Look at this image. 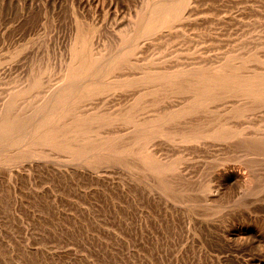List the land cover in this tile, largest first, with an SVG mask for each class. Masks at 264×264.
<instances>
[{
	"label": "rangeland",
	"instance_id": "obj_1",
	"mask_svg": "<svg viewBox=\"0 0 264 264\" xmlns=\"http://www.w3.org/2000/svg\"><path fill=\"white\" fill-rule=\"evenodd\" d=\"M6 1L0 0V104L39 101L65 77L73 65L70 54L82 42L99 66L110 58L115 67L108 84L78 98L68 114L95 120L91 127L111 153L73 158L57 147L38 146L35 156L18 153L0 160V264H263L264 158L252 165V188L241 193L221 187L219 204H213L207 188L215 189L218 173L237 165L230 150L213 138L204 143L177 138L186 125H219L227 105L234 104L188 114L185 124L177 118L165 122L164 135L148 149L153 162L162 168L166 163V171L151 170L134 151L139 137L134 124L153 115H177L182 95L177 81L148 94V68L186 74L229 67L235 60L245 63L243 73L263 70L264 0H190L162 36L136 43L126 24L139 21L140 0H88L85 8L71 0ZM25 2L35 3V10L21 16L22 5L29 9ZM74 11L83 16L76 18ZM77 25L86 31L78 38ZM128 43L126 59H120V48ZM242 113L229 112L227 124L264 131V104ZM132 144L133 153L112 154ZM227 228L246 237L226 241Z\"/></svg>",
	"mask_w": 264,
	"mask_h": 264
},
{
	"label": "bare ground",
	"instance_id": "obj_2",
	"mask_svg": "<svg viewBox=\"0 0 264 264\" xmlns=\"http://www.w3.org/2000/svg\"><path fill=\"white\" fill-rule=\"evenodd\" d=\"M9 1L10 0H8V2ZM28 1L30 2V0ZM36 1L38 0L34 2L36 3ZM53 2L54 1H52V3ZM71 2L76 3L78 6L81 5L82 8L89 5L88 0H71ZM5 3H7V1ZM140 3L141 15L139 21L134 25L129 22L126 24V29L133 35V43L138 42L141 38L151 42L162 36L177 23L178 19L182 18L184 8L190 3V0H140ZM23 6L24 5L21 6L19 10L20 13L18 14L21 16L31 15L32 6L29 7L27 5L29 9ZM52 7L56 6L53 4ZM50 10L52 11V8ZM4 11L2 12L5 13L6 11ZM92 11L94 13L97 9ZM73 15L77 18L83 16V12L74 11ZM83 30L82 26L77 25L75 27V37L77 36L78 38L85 35L86 31L83 32ZM131 44L132 43H128L127 45L124 44V47L120 48L122 51L120 59H126L124 55L127 52V47ZM125 46L126 49H124ZM79 48L82 49L80 50ZM88 48L89 47L82 42V45L70 54L69 59L73 65L69 68L65 77L61 78L57 84L52 86L43 96L39 97V101L35 102L32 106L20 105L15 102L17 101L16 99H14V102H2L0 104V160H8L18 153H21V155L22 153L23 155L26 153L27 157L35 156L37 153L34 149L38 146L49 148L57 147L73 158H79L80 156L85 159H88L87 157H105V154L111 153V146L108 147L106 141L102 140L101 135L91 127L96 123L95 120L86 118V116H84L85 118L83 116L76 119L72 118V120L70 116H68L71 109L75 107L74 103L76 104L78 98L82 99L83 97H80L85 96L87 92L96 91L99 87L101 88L108 84L110 81V74L112 73L111 71H113L112 69L115 67V60L113 59L111 63L110 58H106V63L99 66V62H97V59H93L92 52L88 51L90 49ZM67 66L65 68H67ZM244 66L245 63L241 66L236 64L235 60H232L229 67L217 64L213 65L208 70L196 69L188 71L186 74H183L184 72L181 73L182 71H177L176 73L175 69L169 71L163 70L157 73L153 71L154 69L151 70L150 68L144 71L146 73L145 82L147 85L146 92L148 94L152 93L154 87L158 90L160 89L159 87H165L161 84H172L176 81L178 88L177 92L179 89L182 91L181 97L177 99V115L172 113L165 116L153 115L155 117L141 124H134V126L137 127L139 135V137L137 135V141L134 143L135 147H137L134 151L137 152L143 161L146 160L150 163L148 164L150 169L151 167L159 168L162 165L161 162H153L154 159L149 152L148 146L151 145L154 138L162 136L165 122L177 118V124H185L186 115L188 114L196 115L208 113L220 103L231 102L234 104V106L227 105V113L225 112L222 114L224 119L219 122V125L207 124L196 128L186 125L187 130H179L182 135L177 136L180 141L196 143H204L207 138L216 139L218 140L217 144L230 150L232 154L230 155V159L235 160L234 163H237L234 167L227 168L218 173L221 179L219 182L220 184L215 189L211 187L207 188L209 192L208 195H210V197L208 196V200L213 204H219L220 192L224 190L225 187L226 189L224 191L236 187L239 188L238 190H240L239 192L241 193L252 188L255 182L252 165L256 160L264 158V131L243 132L227 124L229 119L226 115L229 112H232L230 116L234 117L243 114L242 112L249 105L264 104V69L261 71L251 69L247 73H243L241 70ZM181 78L185 79L179 81ZM17 102H19V100ZM86 126L89 127H87V130L85 128ZM139 128L142 129L141 134H139ZM134 144L129 145L130 148L128 149H126V146L120 145L118 146V152L112 154L120 156L123 153H133ZM113 158L116 157L114 156ZM227 159L229 158L227 157ZM165 165L164 168L161 167L164 170ZM157 172L159 171H156V173ZM221 187L224 188L221 190ZM239 234L240 233H237L234 229L227 228L224 231L223 237L226 241L229 239L235 240V238L238 237H246V235L239 236ZM249 237L252 239L251 235H249ZM254 238L251 241H255L256 238ZM258 241L259 240L255 242Z\"/></svg>",
	"mask_w": 264,
	"mask_h": 264
}]
</instances>
